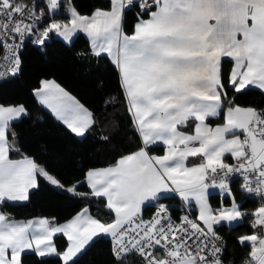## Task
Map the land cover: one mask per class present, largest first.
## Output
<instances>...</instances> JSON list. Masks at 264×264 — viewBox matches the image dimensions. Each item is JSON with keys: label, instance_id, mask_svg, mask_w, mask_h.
<instances>
[{"label": "snow or ice", "instance_id": "obj_1", "mask_svg": "<svg viewBox=\"0 0 264 264\" xmlns=\"http://www.w3.org/2000/svg\"><path fill=\"white\" fill-rule=\"evenodd\" d=\"M133 7L139 10L128 34L125 13ZM61 8L66 19L52 18ZM77 33L87 36L93 56H106L114 66L141 143L106 167L87 169L89 192L81 193V181L65 186L30 157L11 158L21 151L13 124L27 109L0 104V264H24L29 252L76 264L100 236L111 238L113 264L129 255L142 264H223L218 227L247 215L253 231L237 238L250 248L244 264H264V202L250 214L241 211L229 182L239 174L241 191L264 201V109L236 102L253 87L264 94V0H110L109 8L90 15L73 0H0V49L7 53L0 79L20 71L19 50L27 39L44 47L53 35L70 43ZM225 58L232 64L227 73ZM34 95L76 137L95 126L93 113L55 81L41 80ZM221 115L222 123H209ZM158 142L163 154H151ZM40 177L71 195L103 198L111 220L94 217L88 207L63 224L55 218L17 221L3 211L10 202L28 201ZM211 188L227 195L230 205L213 209ZM169 193L185 208L194 201L195 218L174 220L159 202ZM153 202L146 220L143 209ZM57 235L67 239L63 250Z\"/></svg>", "mask_w": 264, "mask_h": 264}, {"label": "trees", "instance_id": "obj_2", "mask_svg": "<svg viewBox=\"0 0 264 264\" xmlns=\"http://www.w3.org/2000/svg\"><path fill=\"white\" fill-rule=\"evenodd\" d=\"M73 2L82 15L92 13L97 7H110V0ZM138 10L133 7L125 13L124 28L128 34L132 32ZM51 15L55 19H66L62 8ZM89 49V42L81 33H77L70 43L53 35L44 47L31 44L27 40L19 50L20 71L0 80V104H22L27 109V115L13 124L12 130L16 133L17 146L21 151L19 154L12 153L11 158L21 155L30 157L65 186L81 181L77 186L81 193L89 192L87 185L83 183L87 169L110 165L121 155L135 151L141 143L126 110L114 66L106 56L97 58ZM231 66L230 60L225 58V73ZM43 79L55 80L93 113L95 126L90 128L86 137H76L37 102L34 89L39 87ZM236 102L243 106L264 109V94L253 87L238 96ZM222 122V115L209 118L212 125ZM163 150L164 146L157 144L152 146L151 153L160 154ZM190 160L196 161L193 158ZM227 162L233 161L228 157ZM229 182L241 211L250 214L264 202L260 196L241 191V177H233ZM159 202L165 203L174 212L181 209L180 201L174 195H167V198H162ZM221 202L228 205L230 198L227 195L220 197L217 192L210 193V205L213 209L219 208ZM155 203L157 202L146 205L143 211L147 213ZM82 207H88L91 215L103 221H110L112 218V214L104 207L103 198L74 196L40 177L39 187L31 191L28 201L10 202L3 207V211L9 213L13 219L44 216L55 218L59 223L69 219ZM189 210L195 214L193 207H189ZM251 220V215H247L234 225L222 223L218 227V232L225 242L223 258L226 262L236 264L247 258L250 248L238 243L237 238L251 234ZM55 243L62 250L66 239L63 235H57ZM111 243V238L107 236L95 238L78 256L76 264H113ZM23 261L24 264H61L59 259L41 260L30 252L24 255ZM124 264L142 262L136 255H129Z\"/></svg>", "mask_w": 264, "mask_h": 264}, {"label": "crops", "instance_id": "obj_3", "mask_svg": "<svg viewBox=\"0 0 264 264\" xmlns=\"http://www.w3.org/2000/svg\"><path fill=\"white\" fill-rule=\"evenodd\" d=\"M91 14V13H90ZM90 14H84V15H90ZM148 17H145V19H147ZM82 35H84L86 38H87V36L84 34V33H81ZM131 34V33H130ZM57 37V36H56ZM59 38V37H58ZM61 39V38H60ZM62 40V39H61ZM87 40H88V38H87ZM63 41V40H62ZM88 42H89V40H88ZM90 45V44H89ZM43 80H52V81H55V80H53V79H43ZM56 82V81H55ZM57 83V82H56ZM58 85H60L59 83H57ZM60 87H62L66 92H68L63 86H61L60 85ZM69 93V95H71L72 97H74L70 92H68ZM35 98H36V100H37V102L40 104V105H42L45 109H47L56 119H57V117H56V115L52 112V110L50 109V108H48L47 106H45V105H43V104H41L40 103V101H39V99L35 96ZM75 98V97H74ZM76 99V98H75ZM77 100V99H76ZM78 101V100H77ZM79 102V101H78ZM80 104H82L81 102H79ZM83 105V104H82ZM84 106V105H83ZM85 107V106H84ZM58 120V119H57ZM58 121H60V120H58ZM61 123H63L62 121H60ZM64 124V123H63ZM65 125V124H64ZM216 125V124H215ZM215 125H213V126H215ZM66 126V125H65ZM67 127V126H66ZM182 130H185V129H182ZM158 145H162V144H160L159 142H158ZM164 151V150H163ZM152 154V153H151ZM154 154V153H153ZM163 154V152L162 153H160L159 155H162ZM230 157V156H229ZM21 157H18V158H12V159H20ZM230 159H231V157H230ZM231 161H232V159H231ZM193 163H198V160H196V161H194ZM233 163V162H232ZM108 166V165H107ZM103 167H106V166H102V167H96V168H103ZM213 192H217V193H219V195H220V197H223L224 195H221L220 194V190L219 189H217V188H211V189H209V193H213ZM167 195H174V196H176V198L178 199V201H180V202H182L181 201V199H180V197L177 195V194H175V193H169V194H167ZM183 203V202H182ZM230 204H228V205H225V206H229ZM191 207H193L194 209H195V215H197V210H196V207H195V202L193 201L192 202V206ZM85 207H82L81 209H79L73 216H71L69 219H67L66 221H64V222H59V224H63V223H65V222H67L68 220H70V219H72L76 214H78V213H80L81 211H82V209H84ZM38 218H47V219H49V220H51L52 218H49V217H44V216H34V217H30V218H27V219H15V220H17V221H27V220H35V219H38ZM241 221V219L240 220H237V221H235V222H232V224L231 225H234V224H236V223H238V222H240ZM58 223V222H57ZM226 224V223H225ZM227 225H229V224H227ZM230 226V225H229ZM108 237V236H107ZM110 238V237H109ZM66 239V238H65ZM67 246V239H66V244H65V246H64V248ZM63 248V249H64ZM62 249V250H63Z\"/></svg>", "mask_w": 264, "mask_h": 264}, {"label": "built area", "instance_id": "obj_4", "mask_svg": "<svg viewBox=\"0 0 264 264\" xmlns=\"http://www.w3.org/2000/svg\"><path fill=\"white\" fill-rule=\"evenodd\" d=\"M27 40H28L31 44H33L32 41H31L30 39H27ZM27 40H26V41H27ZM26 41H25V42H26ZM25 42H24V43H25ZM34 45H35V44H34ZM6 54H7V53L5 52V50L0 49V65L6 63V62L4 61V59H3V57H4ZM9 75H11V74H9ZM9 75H7V76H9ZM7 76H6V77H7ZM6 77H5V78H6ZM2 79H3V78H2ZM0 80H1V79H0ZM236 176L240 177L239 174H236V175H233V176L229 177V180H231L233 177H236ZM248 194H249V193H248ZM249 195L258 196V195H255V194H249ZM154 206H155V205H153V206L151 207V209H150L147 213H145V212L143 211L142 215H143L144 219L147 220V219L150 218L152 212L154 211ZM179 206L181 207L180 210H175L176 212H174L173 210H171V215H172V217H173L174 220H176V221L178 222V218L181 217V216H183V215H185V214H188V215H190L192 218H195L196 215H195L194 213H192V211L189 210V208H185L182 202L179 203ZM169 208H170V207H169ZM170 209H171V208H170ZM219 235H220V234H219ZM220 236H221V235H220ZM221 237H222V236H221ZM222 240H223V238H222ZM223 242H224V240H223ZM111 244H112V243H111ZM224 248H225V242H224ZM223 252H224V250H223ZM223 252H222L223 264H230V263H228V262H226V261L224 260V258H223ZM137 257H138V256H137ZM245 259H246V258L242 259L241 261H239V262L236 263V264H244Z\"/></svg>", "mask_w": 264, "mask_h": 264}, {"label": "rangeland", "instance_id": "obj_5", "mask_svg": "<svg viewBox=\"0 0 264 264\" xmlns=\"http://www.w3.org/2000/svg\"><path fill=\"white\" fill-rule=\"evenodd\" d=\"M17 105H19V104H17Z\"/></svg>", "mask_w": 264, "mask_h": 264}]
</instances>
